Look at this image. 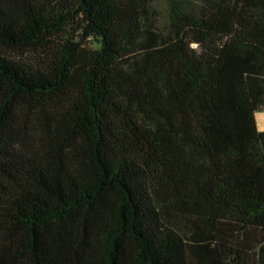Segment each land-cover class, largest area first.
<instances>
[{"label": "trees", "instance_id": "trees-1", "mask_svg": "<svg viewBox=\"0 0 264 264\" xmlns=\"http://www.w3.org/2000/svg\"><path fill=\"white\" fill-rule=\"evenodd\" d=\"M264 0H0V264H264Z\"/></svg>", "mask_w": 264, "mask_h": 264}, {"label": "rangeland", "instance_id": "rangeland-1", "mask_svg": "<svg viewBox=\"0 0 264 264\" xmlns=\"http://www.w3.org/2000/svg\"><path fill=\"white\" fill-rule=\"evenodd\" d=\"M256 120L258 123V129H264V110L256 113Z\"/></svg>", "mask_w": 264, "mask_h": 264}, {"label": "clouds", "instance_id": "clouds-1", "mask_svg": "<svg viewBox=\"0 0 264 264\" xmlns=\"http://www.w3.org/2000/svg\"><path fill=\"white\" fill-rule=\"evenodd\" d=\"M258 131H264V129H258Z\"/></svg>", "mask_w": 264, "mask_h": 264}, {"label": "crops", "instance_id": "crops-1", "mask_svg": "<svg viewBox=\"0 0 264 264\" xmlns=\"http://www.w3.org/2000/svg\"><path fill=\"white\" fill-rule=\"evenodd\" d=\"M257 126H258V123H257Z\"/></svg>", "mask_w": 264, "mask_h": 264}]
</instances>
